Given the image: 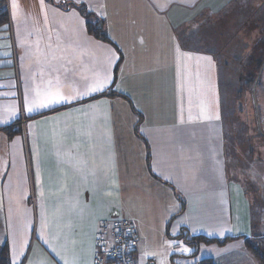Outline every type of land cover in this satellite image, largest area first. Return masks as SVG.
I'll return each instance as SVG.
<instances>
[{"label": "crops", "instance_id": "0c3cea01", "mask_svg": "<svg viewBox=\"0 0 264 264\" xmlns=\"http://www.w3.org/2000/svg\"><path fill=\"white\" fill-rule=\"evenodd\" d=\"M5 3L0 246L10 264H99L120 220L136 227L139 262L155 264L138 254L150 233L126 201L148 204L147 215L161 199L173 210L168 237L218 240L184 253L185 264H261L246 239L264 237V0ZM105 75L101 91L27 111L26 89L71 98ZM130 131L142 141L138 168L125 151Z\"/></svg>", "mask_w": 264, "mask_h": 264}, {"label": "rangeland", "instance_id": "374dc122", "mask_svg": "<svg viewBox=\"0 0 264 264\" xmlns=\"http://www.w3.org/2000/svg\"><path fill=\"white\" fill-rule=\"evenodd\" d=\"M94 11H96L98 15H100L101 13L104 15L108 13V10L104 9H95ZM93 17H95L94 14L91 15L90 19H92ZM102 31L103 33L106 32L105 28H103ZM190 60L193 61L194 59L192 58ZM190 66L195 70L194 63H192ZM188 107L190 108L191 106ZM125 119L128 124H130L129 117H126ZM258 131L260 132V130ZM129 134L127 135L125 133L124 135V146L128 160L133 163L134 167L136 168L140 167L139 164L144 166V156L140 155V148H143L142 141L135 134V132L130 131ZM150 189L151 188L145 190L148 195V200H145V202H148L149 198L151 199V197H154L155 195L153 192H150ZM126 203L128 205V211L131 210L134 214L136 213L137 216H143L145 228L150 233L149 242L146 243V248L142 250L138 248V254L140 255L141 253L142 256H144L147 260L155 258V264H185L184 253L189 254V252L194 250V247L186 245L183 240L170 238L166 235L167 222H165V214L166 212L168 214L173 213V210H171L172 205L170 200H167V203L165 199H161L160 202L151 203L150 205L156 207L155 209H150L149 207L146 210L147 215L144 211L147 208L148 204L145 205L144 203H142L140 206H135V203L130 200H127ZM150 218L153 221H151ZM149 227L151 228V230L149 229ZM187 248L189 249V251H185V249Z\"/></svg>", "mask_w": 264, "mask_h": 264}, {"label": "trees", "instance_id": "16d2710c", "mask_svg": "<svg viewBox=\"0 0 264 264\" xmlns=\"http://www.w3.org/2000/svg\"><path fill=\"white\" fill-rule=\"evenodd\" d=\"M2 1V0H0ZM3 3V1H2ZM2 5V4H1ZM82 12L85 14L86 18H90L93 13L86 11L84 7L81 8ZM7 21V14H0V22ZM100 20L97 22H91L90 20L87 22V27L89 31H91L96 37L110 41L109 38L102 32V28L99 25ZM106 94V93H105ZM107 94H109L107 92ZM12 126H7L2 129L12 132ZM184 204V202H183ZM190 245L194 247V250L191 253V256H196L198 253V244L201 242L210 243L213 241H218L214 239H209L203 235L199 236H189L187 232H181L180 234ZM139 239V237H138ZM246 246L248 251L261 263L264 264V237H258L254 239H246ZM0 264H10V250L8 244H4L0 246ZM193 264H215L211 257H201Z\"/></svg>", "mask_w": 264, "mask_h": 264}, {"label": "built area", "instance_id": "2783aa9c", "mask_svg": "<svg viewBox=\"0 0 264 264\" xmlns=\"http://www.w3.org/2000/svg\"><path fill=\"white\" fill-rule=\"evenodd\" d=\"M4 1L3 11L9 6ZM138 234L135 225L126 220L117 222L114 229V244L107 247L100 245L101 258L99 264H152V262L140 263L137 255Z\"/></svg>", "mask_w": 264, "mask_h": 264}, {"label": "snow or ice", "instance_id": "6c2138e0", "mask_svg": "<svg viewBox=\"0 0 264 264\" xmlns=\"http://www.w3.org/2000/svg\"><path fill=\"white\" fill-rule=\"evenodd\" d=\"M13 7L16 8V4H15V0L13 3ZM205 59L210 60V57H207ZM110 77L105 75L102 80L98 79L96 80L93 85L91 87H89L88 91L85 93H77L75 96L73 97H68L65 96L62 92L60 91H56V92H52V91H46L44 93H41L39 91H36L34 96L29 97L27 94V89L25 90L26 95H25V100L27 103V111L29 113L33 112L35 109L38 108H45V107H49L58 103H68L70 99H78L80 98V96L82 95H88L91 92H97V91H101L105 85L109 82ZM16 114V107L12 106V108L9 110V118H11L12 116H14ZM217 119H219V117H216ZM205 119H211V117L209 116H205ZM0 122H5L3 120H0ZM55 251V249H53ZM24 251V245L21 244L20 246V252ZM185 251H189V249H185ZM65 264H74V262H70V261H65Z\"/></svg>", "mask_w": 264, "mask_h": 264}]
</instances>
